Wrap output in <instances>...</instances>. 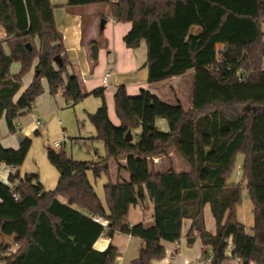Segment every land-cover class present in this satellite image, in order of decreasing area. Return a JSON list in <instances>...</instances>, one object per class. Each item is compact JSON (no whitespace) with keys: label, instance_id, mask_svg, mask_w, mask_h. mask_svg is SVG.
Masks as SVG:
<instances>
[{"label":"trees","instance_id":"16d2710c","mask_svg":"<svg viewBox=\"0 0 264 264\" xmlns=\"http://www.w3.org/2000/svg\"><path fill=\"white\" fill-rule=\"evenodd\" d=\"M67 1L68 6L105 3L116 22H131L124 40L130 48L146 42L151 83L194 69L193 106L170 104L147 89L130 96L120 85L115 108L121 125L115 126L105 88L94 90L91 94L101 97L102 104L88 116L97 138L105 143L106 155L99 161H78L49 147V160L60 175L51 191L44 189L36 174L25 178L19 172L11 174L15 186L0 185V191L22 210L19 215L0 213V222L23 220L27 232L17 238L18 249L0 260L116 264L117 247L98 250L94 245L103 234L113 237L122 232L143 241L140 256L131 264H153L167 254L162 242L180 240L183 221L190 219L188 235L199 233L203 256L210 264H226L234 258L242 264H264V0ZM54 9L51 0H0V26L6 31V39H0V119L6 118L12 134L18 131L19 117L32 111L44 93L43 79L51 95L62 93L68 103L86 97L79 78L69 73L71 61ZM36 59L33 81L15 100ZM15 62L20 63L17 74L11 71ZM159 119L168 122L169 130L158 126ZM129 130L132 140L127 139ZM172 150L190 164L189 171H155L154 158ZM123 156L127 163L121 168L130 180L105 184V205L89 172L110 175V161ZM240 158L242 182L232 183ZM0 162L20 166L21 155L0 148ZM244 188L254 204L252 234L239 219ZM147 195L154 204V221L129 223L131 207ZM25 197L33 203L27 205L28 200L22 201ZM207 205L215 218V232L206 227ZM95 216L107 219L108 225Z\"/></svg>","mask_w":264,"mask_h":264},{"label":"crops","instance_id":"0c3cea01","mask_svg":"<svg viewBox=\"0 0 264 264\" xmlns=\"http://www.w3.org/2000/svg\"><path fill=\"white\" fill-rule=\"evenodd\" d=\"M51 1L55 6L54 14L56 23L71 61L69 73L75 74L79 78L82 90L86 93L87 98L92 96L91 93L94 90L105 88V99L108 105L109 117L113 123L120 122L115 108V92L118 86L125 85L130 96H137L141 93L142 89H147L161 97L155 89L158 82L151 83L149 81V68L148 66H144V64L142 65L144 61L145 63L147 62L148 49L146 42L142 41L138 48H130L125 43L124 38L132 29L131 22H116L112 18L110 9L105 3L68 6L67 0ZM103 18L106 19L104 29L101 28ZM0 34L1 40L6 39V31H1ZM93 44L98 45L99 48L97 59L94 57L91 49ZM37 63L38 59L35 60L32 70L23 77L22 87L15 96V100H18L20 95L33 81ZM191 70L195 74V70ZM19 71L20 67L13 74H17ZM106 73H110L107 79L105 78ZM177 77L175 76L171 80ZM43 85L45 88L44 94H48L50 97L41 99L42 94L36 99L32 111L29 112L32 114V119L29 122L28 112L19 117L17 120V132L28 131V127H32L37 123V118H40L42 121L43 116L51 113V98L56 95L50 94L46 79H43ZM172 89L174 90L176 101L182 102L177 90H175L176 88L172 86ZM43 100L45 101L44 103ZM45 104H48V106L45 107ZM101 104L102 100H99L92 107L96 109ZM164 120L159 119L157 124L162 130L167 131L169 130V124ZM3 121L6 122L5 117L0 119V122ZM161 122L162 127L160 126ZM14 138V134L10 133L8 129L7 133L0 139V148L8 152L11 150L9 148H19ZM20 139H22V143L25 142L23 138ZM162 160L163 157L156 158L157 163L162 162ZM118 162L120 165L125 166L127 158L119 160ZM20 169L19 166L17 172L20 173ZM17 172H12L7 163L0 162V185L6 189H12L15 183L10 180V175L16 174ZM60 199L63 202L66 201L63 197ZM27 200V205L33 203L31 198ZM147 209L148 215H146ZM21 210L20 207L7 201L5 195L0 191L1 214L19 215ZM205 219L207 229L215 232L216 222L209 205L205 207ZM128 221L133 225L140 222L151 224L154 221V209L152 207H146L145 203H143V207L132 206ZM190 227L191 220L184 219L181 239L175 242L164 240L162 244L165 246L167 254L164 258L154 261L153 264H210V260L203 256L204 249L199 233L196 232L194 236L188 235ZM26 232L27 224L23 220L8 223L0 222V257L9 256L14 253L18 249L17 238ZM190 237H194L195 240L189 242L188 239ZM109 245H113L119 250L116 264H131L135 258L140 256L143 241L141 238L131 234L117 232L113 237L103 234L94 246L98 250H104ZM228 255H232V249H229ZM0 264L4 263L0 260ZM226 264H241V262L239 259L234 258L230 259ZM251 264L256 263L252 262Z\"/></svg>","mask_w":264,"mask_h":264},{"label":"rangeland","instance_id":"374dc122","mask_svg":"<svg viewBox=\"0 0 264 264\" xmlns=\"http://www.w3.org/2000/svg\"><path fill=\"white\" fill-rule=\"evenodd\" d=\"M261 28L264 33V21L261 23ZM1 31H5L2 26H0V32ZM144 63L145 61L142 65ZM19 67V63L15 62L11 68L12 73L17 72ZM194 81L195 74L194 71L191 70L190 72L178 76L174 80L168 79L159 81L155 89L161 95L162 100L170 104H177L179 101H176L175 99L174 90L172 89V86H174L182 100L181 103L186 109H188L192 106L193 102ZM41 97V99H47L45 97L50 96L43 93V96ZM51 99V113L47 116H43L40 124L35 123L34 126L28 127V131L15 133L14 139H16L15 141L19 148H9L11 149V152L21 155V177L25 178L27 174L38 175L40 182L46 191L54 190L57 187L60 176L56 167L49 160V147H52L57 151L64 150L68 156L78 161H99L106 155L105 143L97 138L98 132L88 116V113H93L99 108L98 106L96 109H93L94 107L92 106H94L96 101L102 100V98L92 95L88 98H84L77 104L69 103L70 105L62 93H58ZM44 102L45 101L43 100V103ZM47 106L48 104H45V107ZM27 115L29 122L32 119V114L28 112ZM114 124L115 126H120L121 120L119 123ZM160 126L162 127V122L160 123ZM35 127L36 129H34ZM7 130L6 122H0V139L5 133H7ZM63 132L67 134L66 141H64ZM20 138H23L25 142L21 143ZM55 141H59L62 144L56 146L54 144ZM241 158L239 162L236 163L233 175L230 179V182L232 183L242 182V176L239 173V165L242 161ZM123 159L124 156L121 157L120 160ZM154 161L156 162V158H154ZM170 168H173L178 172H185L189 171L191 166L176 150H172L169 155L163 157L162 162H156L155 171L165 172ZM89 177L97 194L105 205V184L109 182L117 183L119 181L130 180L128 171L121 168L120 163L115 159L110 161V175L102 173L100 176H95L94 173L90 171ZM26 195L28 197V193H26ZM22 201H27V198H22ZM143 203H145L146 207H152L154 209V204L148 195L143 202L140 201L137 205H134V207H143ZM253 207L254 204L246 188H244L243 202L239 208V219L245 224L247 231L250 234L253 233ZM146 215H148V209Z\"/></svg>","mask_w":264,"mask_h":264},{"label":"built area","instance_id":"2783aa9c","mask_svg":"<svg viewBox=\"0 0 264 264\" xmlns=\"http://www.w3.org/2000/svg\"><path fill=\"white\" fill-rule=\"evenodd\" d=\"M109 76H110V73H106V74H105V78H106V79H107ZM33 107H34V106H33ZM36 121H37L38 124H40V123L42 122L40 118H37ZM63 136H64V141H66V140H67V134H66L65 132H63ZM54 144H55L56 146H59V145H61L62 143L59 142V141H55ZM9 166H10V169H11L12 172H17V171H18L19 166H17V165H9ZM239 173H241V166H240V165H239ZM14 174H15V173H14ZM13 196L15 197L16 200H19V194L14 193ZM94 219H95L96 221L102 223L104 226H107L108 223H109L107 219L102 218V217L95 216ZM230 249H232V245H230ZM240 262H241V261H240ZM241 264H242V262H241Z\"/></svg>","mask_w":264,"mask_h":264},{"label":"water","instance_id":"95a60500","mask_svg":"<svg viewBox=\"0 0 264 264\" xmlns=\"http://www.w3.org/2000/svg\"><path fill=\"white\" fill-rule=\"evenodd\" d=\"M105 24H106V19L103 18V19H102V23H101V28H102V29H104ZM29 47H31V46L29 45ZM91 49H92V52H93L94 57L97 59V58H98V53H99L98 45L93 44ZM55 60H56V62L61 63V59H60L59 57H56ZM144 66H147V62L144 63ZM127 139H128V140H132V139H133V133H132V130H129V131H128V133H127ZM21 143H22V139H21ZM194 240H195L194 237H190V238L188 239L189 242H193Z\"/></svg>","mask_w":264,"mask_h":264}]
</instances>
